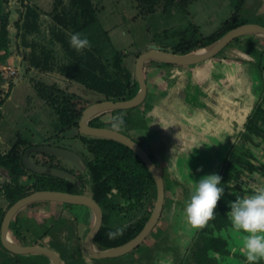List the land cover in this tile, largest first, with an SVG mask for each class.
I'll list each match as a JSON object with an SVG mask.
<instances>
[{"label":"rangeland","instance_id":"374dc122","mask_svg":"<svg viewBox=\"0 0 264 264\" xmlns=\"http://www.w3.org/2000/svg\"><path fill=\"white\" fill-rule=\"evenodd\" d=\"M54 1L8 0L11 13V55L8 58L14 56L16 61L15 66L6 65V60L0 61V77L7 79V67L15 69V75L8 80L4 79L0 85V100L4 101L0 105V153H6L16 143L18 137L26 140L28 142L26 145L52 137L54 139L52 143L76 153L85 166L88 159H93L95 166L97 161L95 158L100 159L104 155L109 156L107 162H110L111 151L106 152L109 143L105 144L106 147L101 151L96 148L100 142L92 143L86 137L77 135L78 129L67 128L62 133L57 131L61 128L55 110L37 96L35 85L38 82L56 84L67 95L76 96L71 103L73 102L77 108H86L103 98L66 81L55 70L41 73L30 69L25 74L26 69H23L22 58L25 49L21 47L19 38L15 37L14 24L19 14L25 10V6H36L40 10L41 29L46 31L54 16L53 12L57 15L59 11L54 10ZM182 1L184 0H175L172 6L166 7L164 0L153 12H148L149 5L140 0H90L97 21L90 31L94 35L92 34L89 39L92 38L91 42L98 48L103 60H110L115 52L125 54L124 63L131 71L132 81H135V61L140 54L153 48L172 51L184 41L196 39L199 41L221 30L223 24L235 14L242 21L247 17L248 21H256L259 18L254 14H243L247 9L238 0H196L187 7H184ZM248 2L251 0H247ZM238 8H241L242 12L241 9L237 10ZM42 35L41 41L45 43L48 35L47 33ZM254 37L261 48L248 45ZM263 44L264 38L258 35L240 37L233 40L219 55L204 62L203 65L202 63L198 65L199 67H178L153 61L146 63L147 98L139 107L122 112L120 117H129L124 124L125 128L115 126L143 144L154 162L158 164L166 181L165 205L161 218L137 250L125 256L105 260H94L81 251L82 240L91 226L89 223L91 214L81 206L60 204L44 208L41 204H33L32 209L27 207L22 209L17 218L23 229L27 230L26 237L28 236V239L32 237L36 242L40 238L39 235H48L40 243L47 246L54 244L51 247L61 253L64 259L62 264H195L194 241L200 227L194 228L188 222L184 213L185 204L201 176L219 174L218 171L226 158L222 146L224 143L235 145L240 138V131L251 118L250 104L253 99L251 89L258 96L264 88ZM48 47L55 50L56 63H59L62 55L58 46ZM11 82L15 85L10 86ZM58 95L52 94L55 98ZM109 114L110 112L102 114L103 119L119 116H115L114 112L113 116ZM92 122L93 125L100 127L111 126L100 117ZM129 130L132 131V135ZM40 135L43 137L40 138ZM112 148L111 146L110 149ZM62 164L65 169L72 172L69 173L70 180L57 178L61 183L63 180L66 182L62 184L58 182L59 189L77 194V188L73 190L69 183L74 184L78 179L79 191L84 192L86 189L88 195L92 179L87 166L76 168L65 161ZM4 178L5 170L0 168V182ZM40 179L46 183L48 181L45 176ZM244 183L243 196L251 195L246 193V185L250 184L251 191L254 192L255 182L245 176ZM235 198L232 196L223 200L228 204ZM155 200L156 198L149 196L142 207L128 212L118 208L123 203L119 194L111 195L103 204V210L108 218L106 225L114 229H123L138 222L144 214L151 215ZM6 205L7 202L0 197V208L6 209ZM60 207L64 212L60 211ZM235 230L229 229L231 235L229 244L231 251L233 248L237 249L234 254H240L239 249L242 247L240 242L244 235ZM28 242L25 244L28 245ZM60 242L64 245H55ZM70 244L77 245L79 249L74 250L71 245L74 249L67 250ZM241 254L244 256L242 252ZM235 261L226 260L224 264H234ZM0 264H11L8 254L3 251H0Z\"/></svg>","mask_w":264,"mask_h":264},{"label":"trees","instance_id":"16d2710c","mask_svg":"<svg viewBox=\"0 0 264 264\" xmlns=\"http://www.w3.org/2000/svg\"><path fill=\"white\" fill-rule=\"evenodd\" d=\"M162 1L164 0H140V2L149 5L148 12H153ZM174 1L165 0L164 5L166 7L172 6ZM194 1L196 0H184L182 2L184 7H187ZM238 1L239 3L244 2V0ZM54 5V10L59 11L57 15L53 12L54 16L46 31L41 29L40 10L36 6H25V10L19 14V18L14 24L15 37L19 38L21 47L25 49L22 58L23 69H26L25 74L30 69L41 73H50L55 70L66 81L77 84L85 91L103 98L97 102L105 100L117 102L131 99L136 94L138 85L136 80L132 81L131 71L124 63L125 54L115 52L110 60H103L99 55L98 48L93 46L92 38L89 39L94 35L90 31L93 30V25L97 21L90 0H68V2L55 0ZM10 15L8 0H0V52H2L0 61L7 60L11 55ZM234 16L236 20L234 22L231 19L227 20L218 32L199 41L197 39L184 41L175 46L171 52L183 55L210 46L233 28L245 24V21L238 19L239 16L236 14ZM76 32L88 38L89 47L78 51L70 45L69 37ZM42 33L48 35V40L45 43L41 41ZM50 45L58 46L62 55L59 63H56V53L53 48L48 47ZM4 81L0 77V85ZM9 84L10 86L15 85L13 82ZM35 91L46 105L49 104L48 106L55 110L61 128L57 131L62 133L67 128H78V122L85 107L77 108L73 102L71 103V100L76 98L74 94L67 95L56 84L49 85L42 82L36 83ZM53 93L59 94L58 97L52 96ZM260 95L261 92L258 93V96ZM3 102L1 99L0 105ZM113 112L115 116L119 115L118 117L123 114V111ZM124 112H128V110ZM122 119L123 123H119L118 120H113L112 123H118L122 128H125L124 124L129 117L123 116ZM93 120L90 121V126L99 127L100 125H93ZM86 138L92 143L100 142L101 144L99 143L96 148L98 147L97 149L101 151L104 150L107 143L110 145L106 152L111 151L112 161L107 162L109 156L104 155L100 159L95 158L97 160L95 166H93V159H88L86 162L88 173L92 179L90 191L98 204L103 206L111 195L119 194L123 203L118 208L132 212L142 207L149 196L156 198V187L151 173L131 150L114 141ZM26 144H28L26 140L18 137L16 143L6 153H0V168L5 170L6 178L0 182V196L10 200L11 204L32 192L60 190L58 182L61 183V180L54 177L48 178L46 183L40 179L39 175L32 174L34 178L37 176L39 180L35 178V182L32 181L31 184L21 182L23 173L27 171L22 163V154L30 146ZM111 146L112 149H110ZM235 148L237 151L236 149L230 151L228 161L220 176L221 183L219 186L224 189V194L217 201L213 218L199 228L194 241L196 249L193 253V260L195 264H221V262L224 264L226 260H236L234 264H245V256H242L240 251V254H234L229 247V239H231L229 229L234 228L227 213L228 204L224 202L223 198L242 197L241 191L237 187H230L229 183H238L244 171L264 176V171H261L260 167L254 164V162L260 163L254 150H264V99L256 104L251 118L245 125V130L241 133V142ZM105 165L106 167H104ZM62 183L66 182L63 180ZM2 215L3 213H0V221ZM149 216L150 213L144 214L138 222L123 229H114L106 225L108 218L104 215V223L95 238V244L98 248L105 250L129 242L140 233ZM12 228L15 231V224L12 225ZM117 230H119L117 235L109 236V232L115 233ZM235 231L241 232L243 235L247 234L242 230L240 232ZM255 264H264V258L257 260Z\"/></svg>","mask_w":264,"mask_h":264},{"label":"water","instance_id":"95a60500","mask_svg":"<svg viewBox=\"0 0 264 264\" xmlns=\"http://www.w3.org/2000/svg\"><path fill=\"white\" fill-rule=\"evenodd\" d=\"M234 20L235 18H233V21ZM247 35L264 37V27L256 24L240 25L227 32L210 46L183 55L174 54L171 51H164L157 48L148 50L140 54L135 61L134 70L139 89L131 99L117 102L110 100L100 101L87 106L82 111L78 122V132L81 136L106 139L127 147L144 163L154 178L156 185L155 205L148 221L135 238L115 248L97 250L94 247V241L103 223V213L98 203L87 195H74L66 192L44 190L32 192L20 198L6 211L0 228V243L2 247L9 253L15 255L39 254L50 258L53 264H61L58 255L54 251L40 246H19L15 244L9 236L8 229L13 217L24 207L38 202H54L81 206L92 211L94 215V225L85 238L84 250L86 254L94 260H105L125 256L142 245L161 218L165 200V186L162 175L148 154L138 143L116 130L92 127L89 125V122L98 115L112 111L131 110L144 103L147 95V84L145 81L146 63L153 61L178 67L196 66L216 57L233 40ZM33 154L48 155L66 161L76 168H86L81 158L72 151L55 146H33L27 148L22 154L24 168L33 174L70 180V174L64 170L35 164L31 159V155Z\"/></svg>","mask_w":264,"mask_h":264},{"label":"flooded vegetation","instance_id":"af4514ba","mask_svg":"<svg viewBox=\"0 0 264 264\" xmlns=\"http://www.w3.org/2000/svg\"><path fill=\"white\" fill-rule=\"evenodd\" d=\"M242 4H244L245 5V7H246V9L247 10H245V12L243 13V14H245V15H248V14H254L256 17H259L258 18V20H256V21H253V20H249L248 21V17L247 18H244V21H245V24H256V25H259V26H261V27H264V0H251V2L249 3H247V0H244V2L242 3ZM241 8H243V7H241ZM241 8H239V10L241 9ZM244 9V8H243ZM241 12H242V9L240 10ZM254 16V17H255ZM233 18H235V20H236V17L235 16H233V17H231V21L232 22H234L233 21ZM249 18H250V16H249ZM238 19H239V17H238ZM246 19V20H245ZM255 36H257V35H255ZM264 38V37H263ZM254 39H256L255 37L253 38V40L252 41H250V42H248V45H251L252 47H259V48H261L259 45H257V42H255L256 40H254ZM261 45H262V43H260ZM263 49H264V44H263V47H262ZM220 54V53H219ZM218 54V55H219ZM247 56V55H246ZM247 58L249 59V57L247 56ZM145 66H146V64H145ZM193 67V66H192ZM145 81H146V74H145ZM146 84H147V82H146ZM251 93H252V97H253V99L251 100V101H253V100H255L253 103L251 102V113L253 114V111H254V109H255V106H256V104H258V103H260V102H262V99H264V88L262 89V91H261V95L260 96H257L256 94H254V90H252L251 89ZM147 95H148V88H147ZM147 95H146V98H147ZM146 100V99H145ZM132 110V109H131ZM113 112V111H112ZM105 114V113H104ZM103 114V115H104ZM102 114L101 115H98V116H96L95 118H93V119H96V118H98V117H100V119L103 121V122H106L107 124H110L111 126L110 127H98V128H108V129H113V130H116V131H118V132H120V133H122V134H124V135H126V136H128L129 138H131L133 141H135L136 143H138L143 149H144V151L148 154V156L150 157V159L152 160V162L156 165V167L158 168V170H159V166H157L158 164H156L155 162H154V160L152 159V155L143 147V144L140 142L139 143V141L137 140V139H135L134 137H132V136H129L126 132H122V130H120V129H116L115 128V126L116 125H118V126H120V124H118V123H112L111 124V122L114 120V119H112V118H109V119H107V120H105V119H103V116ZM109 116H113L112 114H111V112H110V114H109ZM252 116V115H251ZM92 119V120H93ZM90 123L91 122H89V125H90ZM115 125V126H114ZM78 129V128H77ZM245 130V127H244V129H242L241 131H240V138L238 139V142L235 144V145H230V144H228V143H224V145L222 146L223 148L222 149H224V151H225V154H224V156L226 157L225 158V161L223 162V164H222V166H221V169L218 171L219 172V176H221V173H222V171H223V168H225V165H226V162L228 161V156H229V154H230V151H232V150H234L235 151V147L238 145V143H240L241 142V133L243 132ZM128 132H130V134H131V130L130 131H128ZM78 135H80L79 134V132H78ZM132 135V134H131ZM81 136V135H80ZM85 137V136H84ZM60 138V137H59ZM89 138H91V137H89ZM54 139H52V137H48V139L47 138H43L42 140H41V142H36V143H33V144H30V146H28L27 148H30V147H33V146H55V147H59V146H57V145H55L54 143H52V141H53ZM55 140H57V139H55ZM223 140L225 141L226 140V137H224L223 138ZM72 141H75V140H72ZM138 141V142H137ZM26 148V149H27ZM59 148H61V147H59ZM234 148V149H233ZM25 149V150H26ZM24 150V151H25ZM236 151H237V149H236ZM255 152H256V154H257V157H258V159H259V162L260 163H258V162H254V164L256 165V166H259L260 167V170L261 171H264V160H262V155L264 154V150H262V149H259L258 151H256V150H254ZM24 153V152H23ZM220 155H221V153H220ZM31 159H32V161L35 163V164H37V165H39V166H47V167H52V168H57V169H61V170H64V171H66V172H68V173H70V171L71 170H69V169H65L66 167H64L63 166V164H62V162H63V160H61V159H58V158H55V157H51V156H48V155H44V154H35V155H33L32 157H31ZM61 162V163H60ZM66 162V161H65ZM72 172V171H71ZM159 172H160V170H159ZM33 173H31V172H29V171H26V176H22L21 177V182L23 183V184H25V183H29V184H31V182L32 181H34L35 182V178H37V176L34 178L33 177V175H32ZM160 174H161V172H160ZM37 175V174H36ZM162 175V174H161ZM245 176H248V178L250 179V181H252V182H255V188H257V186L258 187H261V185H262V187H264V182H263V180H264V176H262V175H259V174H251V172H249V171H244L243 173H242V175L240 176V180H239V182L238 183H233V182H231V183H229V186L230 187H237L240 191H241V196L243 197V194L245 193V192H243L242 191V186H244V178H245ZM39 177H44V175H39ZM46 178H50V177H52V176H45ZM153 177V176H152ZM56 178V177H55ZM162 178H163V176H162ZM38 180H39V178H37ZM154 179V178H153ZM163 180H164V178H163ZM79 182L80 181H78V179H76L75 180V182H74V184H71L70 183V185L71 186H73L72 187V189L74 190V189H76L77 188V190H78V193L77 194H74V195H86V192H85V190H84V192H80L79 191ZM155 182V181H154ZM82 183V182H81ZM83 184V183H82ZM166 181L164 180V186H165V188H166ZM58 186V185H57ZM83 186V185H82ZM155 187H156V185H155ZM246 187H247V192L246 193H248V194H252L253 192L251 191V186H250V184H247L246 185ZM254 189V188H253ZM89 190V194L87 195V196H90L92 199H93V197H92V194H91V191H90V189H88ZM167 190V189H166ZM165 190V191H166ZM46 191H53V190H46ZM56 191H60V192H65V191H62V190H56ZM67 193V192H66ZM29 195V194H28ZM1 198H2V200H4V201H6L7 202V205H6V209H1L0 208V213H3V215H2V219H1V221H0V228H1V223H2V220H3V217H4V215H5V213H6V211L13 205V203L11 204V201L10 200H8V199H6V198H4V197H2V196H0ZM94 200V199H93ZM156 201V200H155ZM16 202V201H15ZM35 204H37V205H39V204H41L44 208H47V207H52L51 205H60L61 203H54V202H38V203H34V205ZM62 205H66V204H62ZM99 206H100V208H101V210H102V213H103V223H104V215H106V213L104 212V210H103V206L102 205H100V204H98ZM164 205H165V200H164ZM32 206H33V204H31V205H28V206H26L28 209H32ZM68 206H72V205H68ZM26 207H24V208H26ZM38 207V206H37ZM23 208V209H24ZM84 208H86V207H84ZM87 210H89L88 208H86ZM22 210V209H21ZM20 210V211H21ZM163 210H164V206H163ZM20 211L13 217V219L11 220V222H10V225H9V229H8V232H9V236H10V238H11V240L15 243V244H17V245H19V246H40V247H46V248H48V249H50V250H52V251H54L57 255H58V258L60 259V262H61V264H62V262H63V258H62V256H61V253H59L56 249H54V248H52L51 246H53L54 244H52V245H49V246H47V245H45V244H41L40 242H42L43 240H45V238L48 236V235H39V239H37V241L36 242H34L33 241V239H32V237H30L31 239H28V236L26 237V232H27V230H24L23 229V226H21L20 224H19V218H17L18 217V214L20 213ZM48 211V210H47ZM60 211H62V212H64V210L60 207ZM89 212H90V221H89V223H90V227L88 228V231H87V233H86V235L84 236V238H83V240H82V244H81V251H83V252H85V250H84V241H85V238H86V236L89 234V232H90V230L92 229V227H93V225H94V215H93V213H92V211H90L89 210ZM163 212V211H162ZM162 215V214H161ZM103 223H102V226H103ZM13 224H15V231L13 230V228H12V225ZM87 225V224H86ZM35 226V225H34ZM69 232V231H68ZM49 234L51 235V233H50V231H49ZM66 237H67V233H66V235H65ZM35 240V239H34ZM30 243H29V242ZM25 242H28V245L27 244H25ZM66 241H64V243H65ZM230 243V242H229ZM61 244H63V243H55V245H57V246H61ZM64 245V244H63ZM68 245V244H67ZM71 245L75 248H71ZM94 247L97 249V250H102V249H100V248H98L97 247V245L95 244V241H94ZM140 247V246H139ZM138 247V248H139ZM229 247H231L230 246V244H229ZM137 248V249H138ZM71 249H74V250H78L79 248H77V245H75V244H70L69 246H67V250H71ZM136 249V250H137ZM0 251H3L4 253H7L8 254V257L10 258V260H11V264H53V262H52V260L50 259V258H48V257H46V256H43V255H39V254H25V255H15V254H12V253H9L8 251H6L3 247H2V245H1V243H0ZM233 252V251H232ZM86 253V252H85ZM67 254V253H66Z\"/></svg>","mask_w":264,"mask_h":264},{"label":"clouds","instance_id":"9594fccd","mask_svg":"<svg viewBox=\"0 0 264 264\" xmlns=\"http://www.w3.org/2000/svg\"><path fill=\"white\" fill-rule=\"evenodd\" d=\"M69 43L78 51L90 46L87 37H82L79 32L70 35ZM113 119L123 123L122 117ZM220 183L221 177L215 173L203 175L196 181L184 208L186 218L194 228L203 227L213 218L217 201L224 194ZM227 207L233 228L247 233L239 249L245 256V264H255L264 258V187H257L251 195L236 197L228 202ZM118 232H109V236Z\"/></svg>","mask_w":264,"mask_h":264},{"label":"crops","instance_id":"0c3cea01","mask_svg":"<svg viewBox=\"0 0 264 264\" xmlns=\"http://www.w3.org/2000/svg\"><path fill=\"white\" fill-rule=\"evenodd\" d=\"M0 55H2V52H0ZM8 60V61H7ZM7 60H6V65H8V66H11V65H14L15 66V61H16V59L14 58V56H12L11 58H7ZM19 60V59H18ZM18 64V63H17ZM199 65H201V64H199ZM202 65H203V63H202ZM194 67H199L198 65H196V66H194ZM71 83V82H70ZM19 85V84H18ZM18 85H16V86H18ZM77 85V84H76ZM8 100V99H7ZM255 100H253V101H251L252 103L254 102ZM250 107H252L251 106V104H250ZM228 135H229V133H228ZM41 136L42 135H40V138H41ZM43 137V136H42Z\"/></svg>","mask_w":264,"mask_h":264},{"label":"built area","instance_id":"2783aa9c","mask_svg":"<svg viewBox=\"0 0 264 264\" xmlns=\"http://www.w3.org/2000/svg\"><path fill=\"white\" fill-rule=\"evenodd\" d=\"M8 68V72H7V79H5V78H3V79H5V80H8L9 79V77H12L13 75H15V69L14 68H12V67H7Z\"/></svg>","mask_w":264,"mask_h":264}]
</instances>
